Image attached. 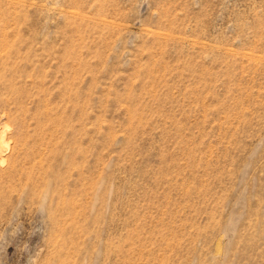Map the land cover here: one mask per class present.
Listing matches in <instances>:
<instances>
[{"label":"rangeland","instance_id":"374dc122","mask_svg":"<svg viewBox=\"0 0 264 264\" xmlns=\"http://www.w3.org/2000/svg\"><path fill=\"white\" fill-rule=\"evenodd\" d=\"M0 264H264V0H0Z\"/></svg>","mask_w":264,"mask_h":264}]
</instances>
